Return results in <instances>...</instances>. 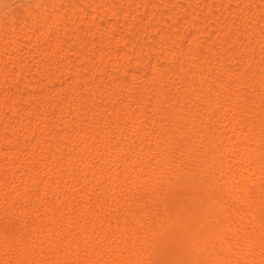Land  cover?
Here are the masks:
<instances>
[{"label": "bare ground", "instance_id": "obj_1", "mask_svg": "<svg viewBox=\"0 0 264 264\" xmlns=\"http://www.w3.org/2000/svg\"><path fill=\"white\" fill-rule=\"evenodd\" d=\"M152 1L153 0H128L127 3H129L130 7L129 8L127 7L125 10L122 11L123 0H95V1H93V0L89 1L88 0L87 4H85V3L84 4H85L87 10L89 11V13H88V11H87V13L84 11L83 15H84V18H87L88 21L91 22L90 20H92V18H94L95 16H98V15H100V17L98 16L99 18H103L102 16H104L105 18H108L110 16H115L116 11L113 10V9H115V10H117L118 17L122 21H129V20H134L137 15L142 14L146 10L147 11H149V10L153 11V10H151L152 8L163 9L167 6L166 2H163V4H161L160 6L155 7V6H152L154 4L150 5V2H152ZM180 1L187 2L186 0H180ZM222 1H224L226 4L223 7L221 12L218 11V13L220 15L226 16V17L230 16V15H240L242 17V16H245L247 14L250 6L254 2H256L257 0H208L205 7H206V9H208L212 2H222ZM124 2H126V1H124ZM193 2H196L198 4V2H201V1L200 0H193ZM258 2H261V0L260 1L258 0ZM262 2H263V4L261 3V7H263V10L261 11V13L264 11V0H262ZM167 3L170 7H172L177 2H175V1L171 2L170 1ZM201 3L204 4V2H201ZM82 4H83V1H82ZM175 7H177V5ZM23 10L26 13V15L29 17V19L27 21L24 20L22 22V24L20 25V27H16V25L14 26V24L11 22V19L9 20L8 18L6 19L7 24L2 23V21L4 22L5 19L0 21V106L1 107L4 106L5 109L10 113V115H14V114L17 115V113L19 112V110L17 111L15 109L14 103L18 99H20L22 96L20 94H18L20 90H18L17 94H10V93H9V95L2 94V90L5 89L4 87L7 86V83H13V82H15L16 84L20 83L21 86L19 84L17 86H20L19 89H21L23 84L24 85L29 84L28 80L29 79L31 80V74L32 73H36L39 76L40 73L42 74V72H45V74H44L45 75L44 79L46 81L45 83L50 84L51 81H53V79H55L57 77L56 72H55V69H56L55 63L59 62L60 60H62V62L64 60L63 63H65L66 57L69 54L70 55L73 54V52H74V49L71 48L73 46H69L68 44H66L65 40L67 42V40H69L70 38L75 37V34L77 33V30H78L76 25H74L75 22L73 20L71 21V19H69L70 15H71V17L74 16L72 14L67 15L68 16L67 18H63L60 15L54 14L49 9L44 8L43 10L39 11V15L35 16L33 11H29L26 9H23ZM76 10H78V7L75 5V6H73V8H71V13L75 12ZM207 12H208V10H207ZM250 13H253V12L251 11ZM0 14H1V8H0ZM149 14H148V16L150 18L151 17L153 18V16H154L153 12H149ZM255 14H257L256 11H255ZM255 14H254V16H255ZM188 16H190V15L188 14ZM247 16H245L244 18H246ZM261 18L262 17L260 16L259 19H261ZM259 19H257V20H259ZM243 20H245V19H243ZM223 23H225V22H223ZM228 23H227V25H224V27L222 26V24L221 25L218 24L217 27L222 26V28L225 32L228 29L230 30V28H229L230 26ZM69 24L71 26H68ZM189 24H190L189 20L184 18V17H182V20L180 22H178V25L182 26V27H184V26L188 27ZM259 24H260L259 28H255V29H252V28L247 29L246 28L247 30L243 29L244 31L242 32L243 35L250 36V39H252V41H251L252 49H253V46L256 47L258 45L261 46L264 44V17L260 20ZM88 25H90V24H88ZM146 26H147V29L146 30L143 29V30L149 31L148 33H150L151 32L150 31L151 30L150 25H146ZM249 26H250V24H249ZM89 27L92 28V30H94L93 29L94 26L91 27V25H90ZM105 27L103 29H99L97 27L99 29L98 31L100 32V35L98 34L99 32H95L99 36V38L97 37L99 39V41H97V42L100 43V46H99L100 48H98V51H97L98 53L96 55L98 57V59H97L98 61L96 63L91 64L92 66L88 65L89 67L91 66L90 70L93 73L94 72L97 73V72L102 71V69L105 67L104 65H106V66L110 65L109 67H111V63H112L111 58L112 57L114 58L116 56L114 52L113 53L115 56L112 54V50H114L118 46L124 44L123 40H125V39H122V37L120 38L118 35H115L114 32H112V30L110 28H108L110 26H108L107 28H105ZM210 28H212V27H210ZM218 28H220V27H218ZM243 28H245V27H243ZM123 29H126V31L132 30L129 27L128 28L124 27ZM74 31L76 33L73 34ZM154 31H152V32H154ZM177 31H179V30H177ZM157 32H158V30H157ZM146 33H144V34H146ZM148 33H147V36H148ZM90 34H91V29L85 28V30L81 31V33H80L82 38L80 37L81 39H79V37L76 36L75 38H77V39H76L75 43L73 40L71 42H73L75 44V47L77 46L78 48H82V49L84 48L87 53L91 50L93 51L96 46L94 47V45L92 43L93 41L89 42L91 37L89 38V40L86 41V39H88L87 36ZM216 34H217V32H216ZM91 35H93V34H91ZM189 35H192V34H189ZM162 36H163V34H162ZM227 36H229V35H227ZM167 37L170 38L169 36H167ZM60 38H61V40H60ZM209 38H210V36H209ZM231 38H232V36H231ZM231 38H229V39H231ZM72 39H74V38H72ZM217 39H218V37H217ZM159 40H160V38H159ZM169 40L167 39V42L170 45ZM184 40H186V39L184 38ZM206 40H208V39H206ZM234 40H237V39H234ZM179 41H181V40H179ZM189 41H190V39H189ZM217 41H216V43H217ZM224 41L225 40H222L221 43H223ZM158 42L159 43L155 46L157 51L162 52V54L164 53L165 56H169L170 59H176L177 56H180L182 53L183 54L185 53V56L187 55L186 54L187 50L182 51V49H180V47H178L179 45L177 46L178 47L177 51L175 50L176 52H174V50H173V52L168 53V50H170L168 48L171 47V45L167 47L168 44H166L167 43L166 41H165L166 43L164 41H161V42L158 41ZM213 42H215V41H213ZM241 42H243V41L241 40ZM64 43L66 45H68L69 47L64 49L62 47V44H64ZM179 43H181V42H179ZM245 44H247V42ZM38 45H40V46L38 47ZM218 45H220V44H218ZM240 45H241V43H240ZM150 47L152 48L154 46H150ZM173 47H174V45H173ZM245 47H247V46H245ZM213 49H210V47H209V48H206L205 50H206V52L207 51L211 52ZM249 49H251V48H249ZM150 51H151V49H150ZM152 51H153V48H152ZM157 51H156V53H157ZM243 51H245V50H243ZM76 53H78V52H76ZM232 53L230 54L231 55L230 59L233 57L236 58V56L239 55V54H237L236 51H235V53H233V54ZM83 54L81 52V54H78V56L80 55L81 60H83L85 62V60H87L89 58H86L88 56L85 57ZM202 54H203V52H202ZM241 54L243 55V53H241ZM146 55H148V54H146ZM230 55H228V56H230ZM234 55H236V56H234ZM72 56H74V55H72ZM158 56H163V55H158ZM120 57L125 58V55L120 54ZM152 57L154 58V56H152ZM182 57H183V55H182ZM80 58L78 59L79 61H80ZM146 60L148 62V59H146ZM177 60H175V61H177ZM185 60H187V59H185ZM202 60L203 59H201V61ZM204 60H205V58H204ZM131 61H134V60H131ZM172 61H174V60H172ZM66 62H68V61H66ZM88 62H91V61L89 60ZM155 62H157V61H155ZM59 63H61V62H59ZM193 63H195V62H193ZM150 64H151V68H152L151 72H150L151 76L149 78L146 77L147 80L146 79L145 80L148 81L149 84H150V82L153 83L155 85L153 87H156V89H157L159 87V84H160L159 82H161L160 81L161 75L162 76L164 75L166 80L168 79V78H166V75H168L169 69L167 70L168 72L167 71H161V70L157 69V67L159 66L160 63L157 65V67L154 63L150 62ZM200 64H202V63H200ZM210 64H212V63H210ZM221 64L220 63L218 65H217V63L215 64V66L218 67V69H217V67H216V69L219 70V79H217L218 81L216 82V86L219 88V90L216 91L217 93L214 92L213 89L211 90V88L209 86H205V87L201 86L200 87L199 80H197V79H200L198 73L196 75V74H194L195 73L194 72L193 73L194 75H193L192 73L187 72V74H189V76H190V74H191V76L193 75L195 78V81H197V83H199L198 84L199 86L197 85L199 87V89H198L199 94L197 93L199 96H197V95L196 96L198 98L199 97L201 98L200 102L204 105V107H202L200 103H199V105L202 107V109L204 111L215 110L214 112L215 113L217 112L216 114L220 115V116H218L217 120H215V121L213 120L212 122H210L212 128L215 131H217V133H216L213 130L216 133L215 134L212 132L213 134H215L214 136L208 134L212 130L211 129L209 132H207V130H208L207 126L208 125H205V128H207V130L204 129V127L203 128L201 127L202 129L198 128L200 126L197 127V125H200V120L199 119L197 120V118L202 117V115H200L201 109L200 108L198 109V106H197L198 103L195 105L194 101H187L188 103L192 102V104H194V109H191V108L188 109L187 108V111L185 109L186 112L183 111V113L184 112L185 113L182 116H181V114H179V112H178V114H174V116L180 115L181 121L177 122L175 120L177 123L171 124V134H169V137L167 139H164L167 137V135H168L167 133H166V135H164L166 137H163V135L161 134L162 138L160 137L159 133L158 134L156 133V131L158 129L162 128L159 125V122H158V125H154V127H156V128L158 127V129H156V131H155V133H156L155 136H154V133H152L153 137H151V134H150V136L148 134L149 137L146 136L147 133L144 131V129H142V127H141L142 125L138 124L135 126L136 120H137V118L136 119L134 118L135 114L132 115V117L135 120V123H132L130 127L125 126V127L119 128V126L116 124L118 122H116V121L117 120L119 121L120 118L126 119V116L129 115V112L126 113V114H128L126 116H124V114H123V113H125L124 111L126 110V105L124 104L125 102L123 101V99L126 97H130L131 94L134 93V92H132V90H134V89L132 88L133 85L131 86L130 82L127 84L124 83V85L123 84L121 85L120 83L114 82V83H111L112 88L107 89V91L109 90V92H108L109 96H107L106 98H103L100 95L102 98L98 96V98H96L95 101L91 102L89 105H88V102H90V101L88 100V102H87L88 107L86 108V110L85 111L80 110V111H83V112H81V113H83L82 114L83 116L81 117L80 116L81 114H80L79 117H81V118H79V120L76 119V122L78 121V123H76V127L74 126L75 128L74 127L70 128L68 123H67L68 127L70 128L68 130L69 132L68 131H67V133L63 132V133H65L66 137H65V139L63 137H61V138H63L65 140V141L64 140L63 141L65 142L66 147L69 150V152L66 153L65 156L63 155L64 160L60 166L58 164L57 168L56 167H54V168L52 167L51 169L49 168V170L46 172L45 171L46 169H44V168H46V166L47 167L49 166V164L46 165L48 162L47 160H50L49 158L52 159L53 157H55L56 154L59 156L60 153H56V154L54 153L53 154V152H52V154H51L50 153L51 151L50 150L48 151L47 150L48 147H47V148H44V149H46V151H48V153H46L45 156L40 157L39 156L40 152L38 153L39 155L37 154L38 156H36L34 153H33L34 155H32V153H31L32 151H28V150H30L29 147H32L34 145L27 147L28 150L25 148V150H27L28 153L23 154V156L21 155L22 153L20 154V152H19V154L22 156V159H20V162L18 161L19 163L17 162L18 163L17 165L19 166L18 168L16 167L17 169H19V171L17 173L18 175L13 176V174L11 173L12 171L9 172L10 169H8V168L5 169V167L3 168L2 167L3 165L0 166V173H1L0 179H1L2 174L7 176L8 181H7V177H6L5 183L8 184V188L10 189V187H11V189H13L14 192L17 191L15 194L12 191L13 195H11L10 194L11 191L8 192L9 189L6 190L7 191L6 194L8 193L7 194L8 199H10L11 201L13 200V198H15L14 200H16V196H18L17 195L18 193H20V198H23L25 195H26L25 197H27L28 195L26 194V191L24 189L26 188V185L29 184V182L33 183L34 178L38 179V181L36 180L37 182L34 180L36 182L35 188L37 191L39 189V191L41 193H43L42 195H44V193L46 195H48L46 192H48V193L51 192L48 190H50L54 185H57L59 183V181H61V179L66 181L64 183H67V181H69L68 187L66 185V188L69 190L68 193L70 192V194L66 195L67 193H65V196L63 195L64 197L60 198L61 201H60V199H59V201L57 200L55 203L53 201L54 205L49 204V205H53L50 207L48 206L49 208L42 206L44 208L42 209L41 216L39 218L37 217L39 220L37 219L38 220L37 223H34L36 227L35 226L32 227V228H34V231H32V234H33V232H34V236L36 234H38V236H39L38 238H40V236L47 234V232H48L47 230H50V229L55 230V228H60V227L62 228V226H63L62 220L64 218L62 220L59 219L62 222V224H60L59 220L55 216H56V213H58L60 211L61 212L62 211L64 212V210L69 211L68 210L69 207L72 206V205L70 206V204L72 202L71 197H74L73 195H75V197H74L75 200L77 199L81 203L82 206H80V208L85 207L84 210L87 209L86 206L89 203L91 204V202H98V204L99 203L102 204V202L107 201V200L110 202V204L111 203L116 204L117 207H116V205H115V207L118 209L120 206L125 207L127 202H129L128 201L129 199L126 198V195H125L126 192L123 193L125 195L124 196L120 191V189L122 190V188H119L117 185H115V182H117V181L111 182V181H108L110 179H107V181L105 182V180H104L105 183L103 185V189H102L100 194L94 193L93 192L94 189H92L94 187V185H97L96 182L98 180H101V182H102L103 178H105V176L110 171H113L112 169L114 167L119 166V168H121V170H123V175H122V177L120 176L121 178H120L118 183L124 184L126 182L127 183L130 182L131 188H133V189L134 188L136 189L138 184L141 181H144L143 179H141V177H143L142 175L144 174V177H145L148 174L147 179H146L147 181L145 180L148 184L146 183L147 186L143 192H145L146 190L148 192L155 191L153 203L157 205L156 206V208H157L156 213H155V215H152V216H154V218L152 220L150 218L151 221L150 222L148 221L149 223L144 225L142 227V229L140 231H137V232L121 230L120 232L118 231L119 232L118 234H114L115 232H112L113 228L110 230L108 229V231H107V229H106L107 227H105L106 232H104V228L99 226L101 224H99V225L98 224L92 225V223L90 224V222L95 221L97 219L96 218L97 215H99L101 213L98 211L99 209L98 210L96 209L97 212L94 210L95 208H97L98 204L94 205L92 203L95 206V208L93 207L94 208L93 209L91 207L92 209H90L88 207L89 211L86 210L87 211L86 213L88 214L87 219L84 218L85 220L90 221L89 224L91 226L88 223L86 224L84 219H83L84 221L78 220V218L76 216L77 215L76 211H75V213H73L72 210L70 211L72 213H68V212L65 213L64 212V214L68 213L69 215L75 214L76 218L73 215L74 217L72 219V216H71V218H68L66 224H70L71 222L74 223V226L77 228V230L80 232L79 234L82 236V238H80L79 240H77V238H79V237H76V240H74V237H73L72 240L68 241L63 236L64 238H62V239H64V242H62L63 240L59 241L58 239L64 233L61 235L59 234V237H56L58 234L56 235V233H55V235H54L55 237L51 236L52 237L51 239H50V237H48L46 235L45 236V237H47L46 239H49L47 241L41 242V240L39 239L40 241L37 245L32 244V243H30L32 245H26L27 243L26 244L23 242L21 243V242H19V240L14 241L15 240L14 238L12 240L11 237H8L3 233L4 235L0 236V264H28V263L31 264L32 262L27 263V261H29L30 258H32L31 261L35 260L34 262L37 261V262H39V264H264V117H262L260 120H258L257 123L255 122L256 125L251 122V118L256 117V116H254L255 114L253 113V112H255V111H253L254 110L253 108L255 107V103H252L254 105V106L252 105L253 108H252V106L247 107L244 105V103H243V100H244L243 97L244 96L240 95L239 91L236 88V85L238 83V81L236 80L237 74L235 75L234 71H231L230 68L222 66L223 64L222 65ZM246 64H247V60H246ZM65 65H67V64H65ZM113 65H115V64H113ZM206 65L207 64L205 63L204 69L205 68L208 69V65H207V67H206ZM213 65L214 64H212V67H213ZM33 66L36 69H32ZM60 66H58V67H60ZM242 66H244V65H242ZM14 67L18 68L22 72V74H20V71H19L18 73L20 75H18L16 78L12 79L13 77H11V76H13V75H11L12 74L11 68H14ZM180 67H182V66H180ZM185 67L188 68V66H185ZM125 68L126 67L124 65L123 66H120V65L117 66L118 74L124 73V70L127 69V68L126 69ZM128 68L130 69V66ZM149 68H150V66H149ZM197 68H199V67L197 66ZM49 69H51V71ZM59 69L63 70V69H61V67ZM59 69H58V71H59ZM86 69H88V68H86ZM164 69H165V67H164ZM76 70H73V71H76ZM148 70H150V69H148ZM197 70L200 71L199 69H197ZM197 70H196V72H197ZM73 71H72V75L75 77L78 70L76 71V73H73ZM88 71H89V69H88ZM185 72H186V70H185ZM241 72H243V71H241ZM245 72L246 73L243 76V78L242 79L240 78L241 83H238V84L245 85V86H254V85H258V87L260 86L259 87L260 90L262 88V91L260 93L262 96L259 94L262 97V99L260 100L261 101L260 103L264 104V95H263V92H264L263 91V88H264V72L256 73L253 70L252 71H245ZM64 73H66V72H64ZM172 73H170V74H172ZM89 74H91L90 71H89ZM130 74H131V72H130ZM138 74H137V76H138ZM57 75H59V74L57 73ZM19 76H20V78H19ZM108 76H110V74ZM120 76H122V75H120ZM178 76H177V78H178ZM41 77H42V75H41ZM88 78H90V77H88ZM169 78L173 79V77H169ZM186 78L187 79H185V80L188 82L182 81L183 83H182V85L180 84V86H181L180 88H179V86L177 87V85H176L175 86L176 88L174 87L175 91L173 88V91L178 96V98H179V96H182V95H179L180 93H183L185 91L189 92L190 89H193V88H191V84H190V81L188 79V75ZM132 79H133V75H129V81H131ZM162 79H163V77H162ZM6 80H7V82H5ZM190 80H192V79H190ZM89 81H92V80H89ZM102 81H104V80H102ZM132 81L134 82V80H132ZM142 81L143 80H141V83H142ZM223 81L224 82L225 81H230V82L235 81L236 85H234V82H232L233 85H231V86H235V88H233V87L227 88L226 86L223 85ZM236 81H237V83H236ZM179 82L180 81H178V84H179ZM93 83L96 84L95 82H93ZM135 83H136V81L134 82V84ZM157 83H159L158 86H156ZM191 83H193V81ZM72 84L74 85V83H72ZM102 84H104V83H102ZM118 84H120V85H118ZM173 84L175 85V83H173ZM161 85L162 84H160V87H161ZM8 87H10V85ZM99 87H101V86L99 85ZM149 87H150V85H149ZM172 87H173V85H172ZM237 87L240 88V86H237ZM146 88H144V89L146 90ZM165 88H166V86H165ZM14 89L17 90V88H14ZM23 90H24V88H23ZM71 90L69 89L70 92H71ZM161 90L162 89H160V88L158 89V91L156 90L155 96H153V94H152V96L155 97V99L159 98V101H160V97L164 95L163 90L162 91ZM74 91L75 90H73L72 92H74ZM77 91L78 90H76L73 94L70 93L71 96L74 95V97L72 96L73 98L71 100L69 99L71 101V104L74 103L72 101H75L77 103L78 102L77 100L83 98L82 96H80V94H81L80 91L78 93H77ZM10 92H12V91H10ZM188 92H185V93L188 94ZM192 92H193V90L190 91L191 94H189L191 96V97L189 96L191 98V100H192V98L196 97L195 95H192ZM6 93H7V91H6ZM55 93H57V92H55ZM64 93H65V91H64ZM49 95H51V94H49ZM137 95H139L137 97H140V99H142V97H144L146 94L144 95V92L142 90H140L137 92ZM165 96H167L166 93H165ZM170 96H172V95H170ZM46 97H48V96H46ZM94 97H96V96H94ZM163 97H161V99H163ZM198 98H197V101L199 100ZM260 98H258V99H260ZM51 99H53V98H51ZM51 99H47L44 101V105L46 107L54 106V108L55 107L57 108L58 105L59 106L61 105L60 104L61 102L63 103V101H61V102L59 101V104L57 106H55L57 103H53V100H51ZM151 99L153 100V98H151ZM182 99H185V98H182ZM22 101H25V100L22 99ZM159 101H157V102H159ZM246 101L248 102V99ZM142 102H143V100H142ZM251 102H252V100H251ZM154 103H155V101H154ZM195 103H196V100H195ZM240 103H243V104L240 105ZM64 104L66 105V102H64ZM69 104H67V105H69ZM42 105H43V103H42ZM67 105L65 107H67ZM140 106H141V104H140ZM169 106H170V104H169ZM262 106L264 107V105H262ZM150 107H152V106H150ZM39 108H37V107L36 108H30V110H27L28 111L27 113H30V115L31 114L36 115L38 112H40L42 107H39ZM61 108H62V106H61ZM134 108H135V106H134ZM157 108H159V107L157 106ZM157 108L156 109L154 108V109L157 110ZM161 108H162V111L168 112L166 109L164 110L165 107L164 108L161 107ZM179 108H182V107L180 106ZM21 109H22V107H21ZM52 109H53V107H52ZM263 109H261V110H263ZM58 110H60V109H58ZM255 110H256V108H255ZM22 111H23V109H22ZM47 111H46V113H47ZM143 111H144V106L143 107L141 106L138 108L137 114L140 115L143 113ZM1 112H4V111H1ZM152 112H154V110ZM160 112H161V110H159L158 113H160ZM4 113L2 115H0V121L1 122L4 121V124H5V122L7 120H9L10 118L7 117L8 115L5 116ZM57 113H58V111H57ZM77 113L79 114V112H77ZM135 113H136V111H135ZM155 113H157V111ZM161 113L162 114H160V115L162 117L164 112H161ZM59 114H60V112H59ZM78 114H77V116H78ZM164 114L166 116V113H164ZM261 114H262V111H261ZM102 115H104V116L106 115V120L104 122H102L101 125H98L100 127L98 130H97L98 127L96 128V130H97L96 135L95 134H94L95 136L90 135L91 137H89V135H88L89 138L87 139L86 138L87 137L86 132L91 130V128L94 125H96V123L98 122V117L102 116ZM210 116H211V114H210ZM59 117H62V116L59 115L58 118ZM136 117H137V115H136ZM176 117H174V118L176 119ZM12 118H13V116H12ZM75 118H77L76 115H75ZM133 118H131V119L133 120ZM142 118H143V116H142ZM150 118H152V117H150ZM17 119H18V117H17ZM139 119L141 120V118H139ZM167 119H169V117ZM43 120H44V118H43ZM134 120H133V122H134ZM60 121L62 122V119H60ZM100 121H102V120H100ZM202 121H204V120H202ZM45 122H46V120H45ZM45 122L42 121L39 123H37V122L30 123L29 125L28 124L24 125V127H22V128L24 129V131L28 132V134L34 133L36 131L38 133L39 131H41V129H42L41 127L47 126L46 125L47 123L45 124ZM196 122H198L199 124H196ZM207 122H209V121H207ZM207 122H206V124H207ZM138 123H140V122L138 121ZM147 123L149 124V122H147ZM73 124H75V122H73ZM154 124H156V122ZM7 125H8V123H7ZM43 125H45V126H43ZM152 125H153V122H152ZM152 125L150 123L149 126H152ZM202 125H204V124L202 123ZM168 127H169V125H168ZM163 128H165V126ZM169 129H170V127H169ZM225 129L226 130L227 129H234V130L241 129L238 132H236L237 133L236 136L238 137V138L237 137L236 138L240 141V143L238 144V146L236 144L237 147H235L234 153L232 154V156H233L232 162L236 165V168L234 167L236 170L233 169V170H235L234 172H229V170L227 171L224 167H222L220 165L221 162L219 164V162L217 160L218 154H219V151H217L218 148H216L215 145H213V143L211 141L212 138H214L216 140V142L218 140H220L222 138V133H223V132L221 133V130L224 131ZM92 130H94V128ZM96 130H94V131H96ZM165 130H167V128ZM153 131H154V129H153ZM159 132H160V130H159ZM162 132H164V131H162ZM224 132H226V131H224ZM40 133L42 134V131ZM89 134H91V133H89ZM0 137H2V136H0ZM46 138H47L46 134L45 135L44 134L38 135L36 137L34 142L36 145H38L37 147L39 149H42V147L46 145V143H47ZM1 139L3 140V144L5 143L4 144L5 147L3 146L4 148L0 149V160L2 161V160H4L5 157L10 156L11 154L13 156L16 153L10 152L11 150H8L9 148H6L7 146L10 145L11 141L12 142H15V141H13L11 138H9L11 141L8 139L4 140V138H1ZM222 141H223V138H222ZM21 142H22V140H21ZM25 143H24V146L29 145L28 142H27L28 145ZM220 143H221V145L223 144V142H220ZM21 145H23V144H20V147H21ZM60 145H62V144H60ZM124 145H127V147L123 149L122 146H124ZM218 145H219V143H218ZM64 146L62 148H64ZM9 147H11V145ZM59 148H58V150H59ZM226 148H227V146H226ZM230 148H231V146H230ZM22 149H23V152H25L23 147H22ZM53 149L51 146V150H53ZM231 149L233 151V148H231ZM61 150L62 149H60L58 152H61ZM65 150H66V148H65ZM224 150L225 149H223V151ZM41 151H42V153L44 152L43 150H41ZM54 151H56V150H54ZM232 151L231 152L228 151V152H230L228 154L229 157H230V154L232 153ZM224 152H226V151H224ZM63 154H64V152H63ZM222 154L223 153H220L221 157H222ZM14 158H15V156H14ZM59 158H61V157H59ZM222 158L224 160V158H226V156L222 157ZM227 159H229V158L227 157ZM231 159H232V157H231ZM29 160L31 161L30 162L31 165L34 163L38 164L37 166L40 165L39 168H37L39 170L41 169V166H42L44 169L43 170L44 172L40 170V173H39V170H38V171L33 172V174L31 173V175H29L28 174L29 170L27 168L26 172L28 170V173L26 174L24 172V169H25L26 165H28L27 162ZM147 160H149V162H150V160L155 162V164H154L151 161V163H153L152 167L153 166L155 167V168L153 167L154 169L152 168L153 170L151 172H149V171L147 172L145 170L144 164L145 165L147 164V162H148ZM90 161H92V163L94 161H96V162H94L95 163L94 164L95 169L94 168L91 169V166L89 165ZM222 163H224V162H222ZM6 164H8V163L6 162ZM225 165H227V164H225ZM9 168H11V166ZM34 170H35V167H34ZM115 171L116 170L114 169L112 174H114ZM45 172L48 174V175H46L47 178L44 176L46 174ZM120 173H121V171H120ZM112 174L110 173V175H112ZM43 176L45 178H43ZM86 176L89 178L87 180H89L90 186H89V188H87V190L83 191V189H85V188H83V189L80 188L83 186L82 185L83 182L80 181L81 184L79 182V184H80V187H79L78 181L76 182V180L78 178V180H82V181L84 180L87 182V180L84 178ZM102 176H104V177H102ZM108 176H109V174H108ZM111 177H112V179L114 178L113 175ZM74 178H75V180H73ZM3 179H5V178H3ZM244 180H247V182L249 181L250 183L251 182L253 183L254 190L256 193V197L253 201H251L249 199L248 192L245 189V186H243L242 181H244ZM5 183L3 181H2V183L0 182V195L1 196H2V194H4L2 191L3 190L5 191V189H6V188L3 189L2 184H4L5 187L7 186V185H5ZM118 183H116V184H118ZM141 183H143V182H141ZM32 185L34 186V183ZM29 187L31 188V186H29ZM144 187H145V185H144ZM79 188H80V191H79ZM131 188L129 191H132ZM33 189H34V187H33ZM53 189L54 188H52V190ZM36 190H34L35 194L38 195V192L36 193ZM133 191L135 192V190H133ZM40 192H39V194H40ZM33 195H34V192H33L32 196ZM49 195H50V193H49ZM7 196H6V198H7ZM31 197L29 196L26 200H28L29 198L32 200ZM10 200H9V202H10ZM77 200H76V202H77ZM12 202H14V201H12ZM17 202L18 201H16L15 203L17 204ZM20 202L23 203V201H20ZM15 203L13 205V203L11 204V202H10L9 205L15 206ZM18 205H19V203H18ZM40 207L38 209L41 211ZM36 209H37V207H36ZM27 210H29V209H27ZM26 212L27 211L25 210V212L23 214L24 215L27 214ZM62 213L59 215H62ZM20 214H22V213H20ZM23 214H22V216H23ZM139 214L141 215L142 213H139ZM22 216H21V219H22ZM108 217H109V215H108ZM110 217H112V216H110ZM99 219H100V217H99ZM95 223H99L98 219H97V222H95ZM88 225L90 226V228L88 227L89 229L86 228ZM69 226H67V229ZM66 230H64V232ZM113 231H115V230H113ZM57 232H58V230H57ZM61 232L62 231H60V229H59L58 233H61ZM71 232H72V230H71ZM66 233H67V231H66ZM69 234L70 233H68V235ZM66 235L67 234H65V236ZM45 237L44 236L42 237L43 240ZM71 237H72V234L69 238H71ZM101 237L105 238L106 240L105 241L102 240ZM28 238H30V236ZM30 241H32V240H30ZM60 242H62V243H60ZM42 250H44V251L42 252ZM75 253L80 255V258L78 259V257H77L78 260L76 259L77 262H74L75 258L70 259V258L75 256ZM71 254H73L74 256L71 257ZM36 264H38V263H36Z\"/></svg>", "mask_w": 264, "mask_h": 264}, {"label": "rangeland", "instance_id": "obj_2", "mask_svg": "<svg viewBox=\"0 0 264 264\" xmlns=\"http://www.w3.org/2000/svg\"><path fill=\"white\" fill-rule=\"evenodd\" d=\"M82 1H83V4H82ZM86 0H1L0 1V8H1V14H0V21H2V20H4L5 19V21L3 22L2 21V23H6V19L8 18L9 20L11 19V22L14 24V26L16 25V27H20V25L22 24V22L25 20V21H27L28 19H29V17L26 15V13L24 12V10L23 9H26V10H29V11H33L34 12V14H35V16H37V15H39V11H41V10H43L44 8H47V9H49L50 11H52L54 14H57V15H60V16H62L63 18H67L68 16L67 15H69V14H72V15H74V16H72L71 17V15L69 16L70 18L69 19H71V21L73 20L74 22H75V24L74 25H76V27H77V33L74 31L73 32V34L74 33H76L75 34V37L76 36H78L79 37V39H81L82 38V36L80 35V33H81V31H83V30H85V28L86 29H91V34H93V35H88L87 36V38L88 39H86V41L87 40H89V38H90V40H89V42H92L93 43V45H94V47H95V49L92 51H89L88 53L86 52V50L83 48H78L77 46L75 47V41H76V39L77 38H75V37H72V38H74V39H72V38H70L69 40H67V42H66V40H65V43L66 44H68L69 46H73V47H71L72 49H74V52H73V54H69L67 57H66V59H65V63H63L64 62V60H63V62H62V60H60L59 62H61V63H59V62H57V63H55L56 64V66H55V72H56V76L58 77H56L55 79H53V81H51V83L49 84V83H45L46 81H45V79H44V74H45V72H42V77H41V75L39 74V76L36 74V73H32L31 74V80L29 81L28 80V83L29 84H26V85H22V88L21 89H19V87L21 86L20 85V83H15V82H13V83H7V86H5L3 89L4 90H2V94H7V95H9V93L10 94H17L18 93V90H20L19 91V93L18 94H20L22 97L20 98V99H18L15 103H14V106H15V109L18 111L19 110V112L17 113V115H10V113L5 109V107L4 106H0V115H2L4 112V115L5 116H7L8 118H12V116H13V118L10 120H7L6 122H5V124H4V121H0V136H2V137H0V149H3L4 147H5V143L3 144V140L1 139V138H4V140L5 139H8V140H10L9 138H11L13 141H15V142H12L11 140V143H10V145H11V147H9V146H7L6 148H9L8 150H11L10 152H15L14 154L15 155H13L12 156V154L10 155V156H8V157H5L4 158V160H0V166H2L3 168L5 167V169H10V171L9 172H11L12 174H13V176H16V175H18L17 173H18V171H19V169H17L19 166L17 165L19 162H20V159H22V156H23V154H26V153H28V151H32L31 153H32V155H36V156H38L39 154V152H40V157L42 156H45L46 155V153H48V151L50 150L51 152V154H52V152H53V154L55 153H60V155L58 156L57 154L55 155V157H53L52 159L51 158H49L50 160H47L48 162H47V164L46 165H48L49 164V166L47 167L46 166V168H44V169H46L45 171L47 172L48 170H49V168L51 169L52 167L54 168V167H58V164H59V166L63 163V160H64V156L66 155V153H68L69 152V150L67 149V147H66V144H65V137H66V135H65V133H67V131L72 127H76V123H78V121L76 122V119L77 120H79V118H81L83 115V113H81V112H83V111H85L86 110V108L88 107L87 106V102H88V100L90 101V102H88V105L91 103V102H93V101H95V99L96 98H98V96L99 97H103V98H106L107 96H109L108 94V92H109V90L107 91V89H109V88H112L111 87V83H120L121 85L123 84L124 85V83L125 84H127V83H131V86H132V88L134 89V90H132V92H134V93H132L131 94V96L130 97H126V98H124L123 99V101L125 102L124 104L126 105V110L124 111L125 113H123L124 114V116H126V115H128V114H126V113H128L129 112V115L128 116H126V119H122V118H120L119 119V121L117 120L116 122H118V123H116L118 126H119V128H121V127H130L131 126V124L132 123H135V120H134V118L136 119L137 118V120H136V124H135V126L136 125H138V124H140V125H142L141 127H142V129H144V131L147 133V135L146 136H148V134H149V136H150V134H151V137H153V135H152V133H154V136H155V134L157 133H159L160 134V137H161V134L163 135V137H166V136H164V135H166V133L168 134L167 135V137L166 138H164V139H167L168 137H169V134H171V124H173V123H177V122H180L181 121V117H180V115L178 116V115H176V116H174V114H178V112H179V114H181V116L182 115H184V113L187 111V108L189 109V108H191V109H194V104L196 105L197 103H198V109L200 108L201 109V112H200V115H202V117H199V118H197V120L199 119L200 120V125H197V127L198 126H200V127H198V128H203L204 127V129H206L207 130V128H205V125H208L207 127H208V130H207V132H209L211 129V131L208 133L209 135H215L216 133H217V131H215L213 128H212V126H211V124H210V122H212L213 120L215 121V120H217V118H218V116H220L219 114H216L214 111L215 110H207V111H204L203 109H202V107H204V105L200 102V97L198 98L197 96H199L198 94H199V83H200V87L201 86H209L210 88H211V90L213 89V91L214 92H216V91H218L219 90V88L216 86V82L218 81L217 79H219V70H217L218 69V67L217 66H215V64L217 63V65L220 63H222L221 65L222 66H225V67H227V68H230L231 69V71H234L233 73L236 75L237 74V76H236V80L238 81V83H241L240 82V80L243 78V76L245 75V71H255L256 73H259V72H264V44L263 45H261V46H256V47H254L253 46V49H252V45H251V41H252V39H250V36H246V35H243V31L244 30H247V29H249V28H252V29H255V28H259L260 27V20L264 17V11L261 13V11L263 10V7H261V3L263 4V2H262V0H261V2H258V0L256 1V2H254L251 6H250V8H249V11L251 12H253V13H250L249 11L247 12V14L245 15V16H247L246 18H244L245 16H240V15H230V16H222V15H220L219 13H218V11H222V9H223V7L225 6V2L224 1H222V2H212L211 4H210V7L208 8V9H206V7H205V5L207 4V2H208V0H200L201 2H204V4H202L201 2H198V4L196 3V2H193V0H186L187 2H182V1H180V0H170L171 2H177V3H175V5L174 6H172V7H170L169 5H168V3L167 2H170L169 0H153L152 2H150V5H152V4H154V5H152V6H160L161 4H163V2H166V7L165 8H163V9H155V8H152L151 10H153V11H144L142 14H140V15H137L136 16V18L134 19V20H129V21H122L119 17H118V13H117V10H115V9H113L114 11H116V13H115V16H110V17H108V18H105L104 16H102L103 18H99L100 17V15H98V16H95L94 18H92V20H90L91 22H89L88 21V19L87 18H84V11L87 13V8H86V6H85V4H87V2H88V0L85 2ZM89 1H92V0H89ZM93 1H95V0H93ZM124 1H126V2H124ZM260 1V0H259ZM128 2V0H123V8H122V11L123 10H125L127 7L129 8L130 7V5H129V3H127ZM85 3V4H84ZM77 6L78 7V10H76L75 12H73V13H71V8H73V6ZM177 5V7H175ZM132 6V5H131ZM262 8V9H261ZM178 9V10H177ZM207 10H208V12H207ZM255 11H256V13L258 14H255ZM258 11V12H257ZM260 11V12H259ZM149 12H153V14H154V16H153V18L151 17H149L148 16V14H149ZM210 12V13H209ZM88 13H89V11H88ZM19 14V15H18ZM188 14L190 15V16H188ZM252 14V15H251ZM254 14H255V16H254ZM260 14V15H259ZM150 15V14H149ZM257 16V17H256ZM260 16L262 17L261 19H259L260 18ZM182 17H184V18H186V19H188L189 20V22H190V24H189V26L188 27H186V26H184V27H182V26H179L178 25V22H180L181 20H182ZM257 19H259V20H257ZM259 17V18H258ZM13 18V19H12ZM156 18V19H155ZM159 18V19H158ZM245 19V20H243V19ZM250 19V20H249ZM17 21V22H16ZM231 21V22H230ZM256 23H255V22ZM15 22V23H14ZM223 22H225V23H223ZM229 24V28H230V30L228 29V30H226L225 32H224V30H223V28H222V26L224 27V25H227V23ZM254 22V23H253ZM7 24V23H6ZM88 24H90L91 25V27H93L94 26V30H92V28H90L89 26L90 25H88ZM218 24H222V26H218V27H220V28H218L217 27V25ZM234 24V25H233ZM249 24H250V26H249ZM259 24V25H258ZM123 25V26H122ZM146 25H150V27H151V32L150 33H148L149 31H145L146 29H147V26ZM209 25V26H208ZM238 25V26H237ZM241 25V26H240ZM243 25V26H242ZM68 26H71L70 24L68 25ZM99 28V29H103L105 26V28H107L108 26H110V27H108V28H110L111 30H112V32H114V34L115 35H118L120 38L122 37V39H125V40H123L124 41V44L123 45H120V46H118L116 49H114V50H112V54L114 55V53H115V57L113 58H111V61H112V63L113 64H115V65H113L112 63H111V67H109L108 65L106 66V65H104L105 67L102 69V71H100V72H91V70H90V68H91V64H93V63H96L98 60V57L96 56L97 55V51H98V48H100L99 46H100V43L99 42H97V41H99V36H98V34L100 35V32L98 31L99 29L97 28V27ZM101 28H100V27ZM104 26V27H103ZM146 26V27H145ZM249 26V27H248ZM256 26V27H255ZM79 27V28H78ZM88 27V28H87ZM130 28V29H132V30H130V31H126V29H123V28ZM174 27V28H173ZM210 27H212V28H210ZM243 27H245V28H243ZM188 28V29H187ZM247 28V29H246ZM97 29V30H96ZM121 29V30H120ZM143 29H145V30H143ZM155 31H154V30ZM163 31H162V30ZM181 29V30H180ZM211 29V30H210ZM244 29V30H243ZM81 30V31H80ZM157 30H158V32H157ZM177 30H179V31H177ZM232 30V31H231ZM152 31H154V32H152ZM160 31V32H159ZM211 31V32H210ZM95 32H99L98 34L97 33H95ZM148 33V36H147V33ZM162 32V33H161ZM216 32H217V34H216ZM224 32V33H223ZM237 32V33H236ZM239 32V33H238ZM117 33V34H116ZM144 33H146V34H144ZM208 33V34H207ZM215 33V34H214ZM233 33V34H232ZM235 33V34H234ZM162 34H163V36H162ZM171 34V35H170ZM189 34H192V35H189ZM222 34V35H221ZM224 34V35H223ZM166 35V36H165ZM188 35V36H187ZM227 35H229V36H227ZM167 36H169L170 38H168ZM191 36V37H190ZM193 36V37H192ZM209 36H210V38H209ZM231 36H232V38H231ZM81 37V38H80ZM98 37V38H97ZM217 37H218V39H217ZM237 37V38H236ZM86 38V37H85ZM159 38H160V40H159ZM165 40H164V39ZM184 38L186 39V40H184ZM192 38V39H191ZM221 38V39H220ZM225 38V39H224ZM229 38H231V39H229ZM167 39L169 40V42H170V45H171V47H169L168 49H170V50H168V53H171V52H173V50H174V52H176L177 51V49H178V47H180V49H182V51H184V50H187L186 51V54L188 55H186L185 56V53L183 54H181L180 56H177V58L176 59H170V57L169 56H165L164 55V53L162 54V52H159V51H157V49L155 48V46L159 43L158 41H166L167 42ZM173 39V40H172ZM189 39H190V41H189ZM194 39V40H193ZM206 39H208V40H206ZM213 39V40H212ZM218 41H217V40ZM234 39H237V40H234ZM60 40H61V38H60ZM74 41V43L73 42H71V41ZM179 40H181V41H179ZM192 40V41H191ZM212 40V41H211ZM222 40H225L223 43H221L222 42ZM232 40V41H231ZM241 40L243 41V42H241ZM248 40V41H247ZM156 41V42H155ZM172 41V42H171ZM189 41V42H188ZM197 43H196V42ZM206 41V42H205ZM208 41V42H207ZM213 41H215V42H213ZM216 41H217V43H216ZM229 41V42H228ZM155 42V43H154ZM165 42V43H166ZM177 42V43H176ZM179 42H181V43H179ZM232 42V43H231ZM247 42V44H245ZM62 44V47L65 49V48H67V47H69L68 45H66V44ZM71 43V44H70ZM74 45H73V44ZM191 43V44H190ZM196 43V44H195ZM226 43V44H225ZM240 43H241V45H240ZM99 44V45H98ZM166 44H168L167 45V47L168 46H170L169 45V43L167 42ZM209 44V45H208ZM212 44V45H211ZM218 44H220V45H218ZM225 44V45H224ZM64 45V46H63ZM173 45H174V47H173ZM179 45V46H178ZM223 45V46H222ZM228 45V46H227ZM249 45V46H248ZM40 45H38V47H39ZM66 46V47H65ZM98 46V47H97ZM150 46H154V47H152L153 48V51H152V48L150 47ZM178 46V47H177ZM185 46V47H184ZM207 46V47H206ZM213 46V47H212ZM217 46V47H216ZM235 46V47H234ZM241 46V47H240ZM245 46H247V47H245ZM177 47V48H176ZM210 47V49H213L211 52H206V48H209ZM234 47V48H233ZM151 49V51H150V49ZM184 48V49H183ZM192 48V49H191ZM238 48V49H237ZM246 48V49H245ZM249 48H251V49H249ZM79 49V50H78ZM146 49V50H145ZM157 51V53H156V51ZM191 49V50H190ZM222 49V50H221ZM241 49V50H240ZM78 50V51H77ZM139 50V51H138ZM176 50V51H175ZM238 50V51H237ZM243 50H245V51H243ZM251 50V51H250ZM146 51V52H145ZM170 51V52H169ZM215 53H214V52ZM235 51L237 52V54H239L238 56H236V55H234V56H236V58H231L230 59V57H231V53L233 52V53H235ZM76 52H78V53H76ZM81 52H82V54L86 57V56H88V57H86V58H89V59H87L88 61L90 60L91 62H88L87 60H85V62L83 61V60H81V58H80V55L78 56V54H81ZM96 52V53H95ZM114 52V53H113ZM141 52V53H140ZM154 52V53H153ZM193 52V53H192ZM202 52H203V54H202ZM207 54H206V53ZM243 53V55L245 56H243L241 53ZM246 52V53H245ZM76 53V54H75ZM192 53V54H191ZM232 53V54H233ZM245 53V54H244ZM120 54H123V55H125V58H122V57H120ZM146 54H148V55H146ZM163 55V56H158V55ZM190 54V55H189ZM200 56H199V55ZM206 54V55H205ZM241 54V55H240ZM72 55H74V56H72ZM182 55H183V57H182ZM195 57H194V56ZM202 55V56H201ZM211 55V56H210ZM228 55H230V56H228ZM249 57H248V56ZM76 56V57H75ZM150 58H149V57ZM152 56H154V58L152 57ZM207 58H206V57ZM247 56V57H246ZM80 58V61L78 60L79 58ZM186 57V58H185ZM203 57V58H202ZM76 58V59H75ZM168 58V59H167ZM204 58H205V60H204ZM211 58V59H210ZM144 59V60H143ZM146 59H148V62H147V60ZM179 61H178V60ZM185 59H187V60H185ZM201 59H203L202 61H201ZM242 59V60H241ZM78 60V61H77ZM131 60H134V61H131ZM142 60V61H141ZM154 60V61H153ZM172 60H174V61H172ZM175 60H177V61H175ZM207 60V61H206ZM246 60H247V64H246ZM66 61H68V62H66ZM76 61V62H75ZM144 61V62H143ZM153 61V62H152ZM155 61H157V62H155ZM199 61V62H198ZM201 61V62H200ZM206 61V62H205ZM209 61V62H208ZM211 61V62H210ZM216 61V62H215ZM249 61V62H248ZM115 62V63H114ZM150 62L151 63H154L155 65H156V67H157V65L159 64V66L157 67V69L158 70H161V71H167L168 69V75H166V78H168L167 80L165 79V76L163 75H161V82H159L160 84H162L161 85V87H160V84L159 83H157L156 84V86H158V84H159V87L156 89V87H153V86H155L153 83H151L150 82V84H149V82L148 81H146L147 80V78L146 77H150L151 76V64H150ZM180 64H179V63ZM193 62H195V63H193ZM215 62V63H214ZM219 62V63H218ZM31 63V62H30ZM193 63V64H192ZM200 63H202V64H200ZM207 64L208 65V69L207 68H205L204 69V64ZM210 63H212V64H214L213 65V67H212V64H210ZM242 63V64H241ZM245 63V64H244ZM65 64H67V65H65ZM150 64V65H149ZM184 64V65H183ZM61 65V66H60ZM88 65H91L90 67L88 66ZM125 66L126 68V70H124V73H122V74H118V70H117V66ZM147 65V66H146ZM153 65V64H152ZM163 67H162V66ZM207 65H206V67H207ZM242 65H244V66H242ZM58 66H60L61 67V69H63V70H60L59 68L60 67H58ZM74 66V67H73ZM130 66V69L128 68ZM149 66H150V68H149ZM180 66H182V67H180ZM185 66H188V68L187 67H185ZM197 66L199 67V68H197ZM164 67H165V69H164ZM216 67H217V69H216ZM16 67H14V68H11L12 69V71H11V75H13V76H11V77H13L12 79H14V78H16L18 75H20V74H22V72L18 69V68H16ZM59 69V71H58V69ZM86 68H88L89 69V71H90V73L91 74H89V71H88V69H86ZM179 68V69H178ZM187 68V69H186ZM244 68V69H243ZM32 69H36V68H34V66H33V68ZM65 69V70H64ZM79 71H77V70ZM148 69H150V70H148ZM163 69V70H162ZM178 69V70H177ZM197 69H199L200 71H198ZM248 69V70H247ZM18 70V71H17ZM50 71H51V69H49ZM73 70H76L77 71V73H76V71H73ZM133 70V71H132ZM183 70V71H182ZM185 70H186V72H185ZM196 70H197V72H196ZM20 71V74L18 73ZM66 72V73H64V72ZM69 73H68V72ZM72 71H73V73H76V76L74 77L73 75H72ZM104 71V72H103ZM131 72V74H130V72ZM142 71V72H141ZM173 73H172V72ZM176 71V72H175ZM193 71V72H192ZM241 71H243V72H241ZM133 72V73H132ZM149 72V73H148ZM179 72V73H178ZM184 72V73H183ZM187 72L188 73H194V74H196L197 75V73H198V75H199V77H200V79H197V80H199V83H197V81H195V78H194V74L191 76V74H190V76L192 77H190L189 76V74H187ZM57 73L59 74V75H57ZM68 73V74H67ZM79 73V74H78ZM107 73V74H106ZM110 74V76H108L109 74ZM139 73V74H138ZM170 73H172V74H170ZM188 75V79H189V81H190V84H191V88H193V89H190V91H192L193 90V92L195 93H193L192 92V95H197L195 98H192V100H191V96L189 95V94H191L190 93V91L188 92V91H185V92H188V94L187 93H185V92H183V93H180L179 95H182V96H179V98H178V96L174 93V91H175V86L177 85V87L179 86V88L181 87L180 86V84L182 85V83L184 82V81H186L185 79H187L186 77H187V75ZM125 76H124V75ZM137 74H138V76H137ZM149 74V75H148ZM180 74V75H179ZM69 75V76H68ZM71 75V76H70ZM75 75V74H74ZM79 75V76H78ZM89 75V76H88ZM120 75H122V76H120ZM129 75H133V79L132 80H134V82L136 81V83L134 84V82L131 80V81H129ZM179 75V76H178ZM78 76V77H77ZM101 76V77H100ZM128 76V77H127ZM177 76H178V78H177ZM241 76V77H240ZM73 77V78H72ZM88 77H90V78H88ZM104 77V78H103ZM118 77V78H117ZM144 77V78H143ZM162 77H163V79H162ZM169 77H173V79H171V78H169ZM184 77V78H183ZM19 78H20V76H19ZM70 78V79H69ZM101 80H100V79ZM125 78V79H124ZM175 78V79H174ZM238 78V79H237ZM241 78V79H240ZM44 79V80H43ZM121 79V80H120ZM138 79V80H137ZM146 79V80H145ZM190 79H192V80H190ZM39 80V81H38ZM74 80V81H73ZM76 80V81H75ZM89 80H92V81H89ZM102 80H104V81H102ZM108 80V81H107ZM115 80V81H114ZM128 80V81H127ZM141 80H143L142 81V83H141ZM172 82H171V81ZM180 81L179 82V84H178V81ZM72 81V82H71ZM102 83H104V84H102ZM118 81V82H117ZM167 83H166V82ZM183 81V82H182ZM193 81V83H191ZM237 81H236V83H237ZM5 82H7V80L5 81ZM21 82V81H20ZM33 82V83H32ZM40 82V83H39ZM42 82V83H41ZM93 82H95L96 84H94ZM100 82V83H99ZM110 82V83H109ZM138 82V83H137ZM171 82V83H170ZM186 82H188V81H186ZM232 82H234V85H236L235 84V81H232ZM232 82H230V81H223V85L224 86H226L227 88H235V86H231V85H233V83ZM44 83V84H43ZM72 83H74V85L72 84ZM77 85H76V84ZM93 83V84H92ZM106 83V84H105ZM165 83V84H164ZM173 83H175V85L173 84ZM195 83V84H194ZM237 83V85H236V88H237V90L239 91V94L240 95H243L242 97L244 98V100H243V103H244V105L245 106H247V107H251L253 104L252 103H255V107L253 108V106H252V108L254 109H252L253 111H255V112H253L255 115L254 116H256L255 118L254 117H252L251 118V122L253 123V124H255L256 125V123L258 122V120H260L262 117H264V107L262 106V105H264V104H261L260 102V100L262 99V95L260 94L261 93V91H262V88H261V90H260V86L258 87V85H254V86H245V85H240V84H238ZM20 85V86H17V85ZM101 86V87H99V85ZM120 84H118V85H120ZM143 84V85H142ZM167 84V85H166ZM170 84V85H169ZM10 85V87H8ZM73 85V86H72ZM91 85V86H90ZM93 85V86H92ZM106 85V86H105ZM113 85V84H112ZM149 85H150V87H149ZM172 85H173V87H172ZM198 85V86H197ZM230 85V86H229ZM27 86V87H26ZM32 86V87H31ZM37 86V87H36ZM105 86V87H104ZM108 86V87H107ZM165 86H166V88H165ZM196 86V87H195ZM237 86H240V88L239 87H237ZM17 88V90L16 89H14V88ZM30 87V88H29ZM61 87V88H60ZM72 87V88H71ZM74 87V88H73ZM94 87V88H93ZM104 87V88H103ZM147 87V88H146ZM169 87V88H168ZM175 87V88H174ZM208 87V88H209ZM23 88H24V90H23ZM37 88V89H36ZM43 88V89H42ZM68 88V89H67ZM96 88V89H95ZM144 88H146V90L144 89ZM162 89L163 90V96H161V97H163V99H161V97H160V101H159V98L158 99H155V97H153V96H155L156 95V90L158 91V89ZM173 88H174V91H173ZM209 88V89H210ZM239 88V89H238ZM55 89V90H54ZM59 89V90H58ZM69 89L71 90V92L69 91ZM98 89V90H97ZM103 89V90H102ZM106 89V90H105ZM151 89V90H150ZM166 89V90H165ZM73 90H78L77 91V93L80 91V93L82 94H80V96H82L83 98H81V99H79V100H77L78 102L76 103L75 101H72V102H74V103H72L71 104V99L74 97V95H70V93H74V92H72ZM102 90V91H101ZM105 90V91H104ZM140 90H142L143 92H144V97H142V99H140V97H137V96H139V95H137V92L138 91H140ZM161 90V91H162ZM165 90V91H164ZM168 90V91H167ZM197 90V91H196ZM6 91H7V93H6ZM10 91H12V92H10ZM25 91V92H24ZM39 91V92H38ZM64 91H65V93H64ZM99 93H98V92ZM107 91V92H106ZM160 91V92H161ZM263 91H264V88H263ZM55 92H57V93H55ZM136 92V93H135ZM168 92V93H167ZM26 93V94H25ZM46 93V94H45ZM104 93V94H103ZM149 93V94H148ZM165 93H166V95L167 96H165ZM170 93V94H169ZM198 93V94H197ZM217 93V92H216ZM49 94H51V95H49ZM99 94V95H98ZM103 94V95H102ZM107 94V95H106ZM135 94V95H134ZM152 94H153V96H152ZM169 94V95H168ZM175 94V95H174ZM261 96H260V95ZM25 95V96H24ZM27 95V96H26ZM48 96V97H46V96ZM55 95V96H54ZM67 95V96H66ZM69 95V96H68ZM96 96V97H94V96ZM101 95V96H100ZM106 95V96H105ZM170 95H172V96H170ZM263 95H264V92H263ZM45 98H44V97ZM71 96V97H70ZM105 96V97H104ZM169 96V97H168ZM190 96V97H189ZM25 97V98H24ZM53 98V99H51V98ZM101 97V98H102ZM150 97V98H149ZM185 98V99H182V98ZM254 97V98H253ZM261 97V98H260ZM151 98H153V100L151 99ZM197 98L199 99L198 101H197ZM257 98V99H256ZM258 98H260V99H258ZM22 99L23 100H25V101H22ZM47 99H51V100H53V103H57L55 106H57L58 104H59V101L61 102V101H63V103L61 102L60 104V108L57 106V108L58 109H60V110H58L56 107L54 108V106H51V107H46L45 105H44V101L45 100H47ZM70 99V100H69ZM179 99V100H178ZM187 99V100H186ZM196 100V103H195V100ZM248 99V102L246 101V100ZM255 99V100H254ZM42 100V101H41ZM142 100H143V102H142ZM251 100H252V102H251ZM41 101V102H40ZM55 101V102H54ZM70 103H68V102ZM136 101V102H135ZM154 101H155V103H154ZM157 101H159V102H157ZM165 101V102H164ZM181 101V102H180ZM187 101H194V104H192V102H187ZM245 101V102H244ZM255 101V102H254ZM64 102H66V105L67 104H69V105H67V107H65L66 105L64 104ZM138 102V103H137ZM149 102V103H148ZM168 104H167V103ZM180 102V103H179ZM183 102V103H182ZM241 102V101H240ZM42 103H43V105H42ZM152 103V104H151ZM154 103V104H153ZM157 103V104H156ZM166 103V104H165ZM178 103V104H177ZM187 105H186V104ZM199 103L201 104V106L199 105ZM243 103H240V105H242ZM249 105H248V104ZM251 103V104H250ZM17 104V105H16ZM40 104V105H39ZM63 104V105H62ZM140 104H141V106L143 107L144 106V111H143V113L142 114H137L138 113V108L139 107H141L140 106ZM164 104V105H163ZM169 104H170V106H169ZM257 104V105H256ZM72 105V106H71ZM155 105V106H154ZM159 107V108H157V106ZM162 105V106H161ZM184 105V106H183ZM45 106V107H44ZM61 106H62V108H61ZM132 108H131V107ZM134 106H135V108H134ZM150 106H152V107H150ZM165 107L164 108V110L166 109L168 112H166V111H162V108L161 107ZM182 107V108H179V107ZM17 107V108H16ZM21 107H22V109H23V111H22V109H21ZM25 107V108H24ZM39 108V107H42L41 108V110H40V112H38L36 115H30V113H27L28 111L27 110H30V108ZM52 107H53V109H52ZM138 107V108H137ZM173 107V108H172ZM29 108V109H28ZM44 108V109H43ZM51 110H50V109ZM65 108V109H64ZM157 108V110H155V109ZM170 108V109H169ZM255 108H256V110H255ZM4 109V110H3ZM26 111H25V110ZM40 109V108H39ZM48 111H47V110ZM57 109V110H56ZM152 109V110H151ZM161 110V112H164V113H166V116H165V114L163 113V115L165 116H163L162 115V117H161V115L160 114H162L161 112L160 113H158L159 112V110ZM181 109V110H180ZM185 109H186V111H185ZM190 109V110H191ZM261 109H263V110H261ZM15 110V111H16ZM80 110H83V111H80ZM129 110V111H128ZM134 110V111H133ZM154 110V112H152ZM1 111H4V112H1ZM16 111V112H17ZM43 111V112H42ZM46 111H47V113H46ZM57 111H58V113H57ZM127 111V112H126ZM135 111H136V113H135ZM157 111V113H155ZM183 111H185L184 113H183ZM210 111V112H209ZM214 113H213V112ZM257 111V112H256ZM261 111H262V114H261ZM8 112V113H7ZM59 112H60V114H59ZM77 112H79V114L77 113ZM170 112V113H169ZM182 112V113H181ZM170 115H168V114ZM45 114V115H44ZM74 114V115H73ZM77 114H78V116H77ZM81 114V115H80ZM135 114V115H134ZM159 114V115H158ZM210 114H211V116H210ZM261 114V115H260ZM62 116V117H59L60 119H62V122L60 121V119L58 118V116ZM75 115H76V117L77 118H75ZM79 115L81 116V117H79ZM132 115H134L135 117L133 118L132 117ZM136 115H137V117H136ZM205 115V116H204ZM259 115V116H258ZM33 116V117H32ZM130 116V117H129ZM142 116H143V118H142ZM17 117H18V119H17ZM55 117V118H54ZM105 119H104V118ZM150 117H152V118H150ZM158 117V118H157ZM169 117V119H167ZM174 117H176V119L174 118ZM260 117V118H259ZM15 118V119H14ZM43 118H44V120H43ZM64 118V119H63ZM130 118V119H129ZM131 118H133V120H134V122H133V120L131 119ZM139 118H141V120L139 119ZM202 118V119H201ZM209 118V119H208ZM57 121H56V120ZM128 119V120H127ZM151 119V120H150ZM158 121H157V120ZM162 119V120H161ZM165 119V120H164ZM172 119V120H171ZM256 119V120H255ZM41 120V121H40ZM45 120H46V122H45ZM67 122H66V121ZM100 120H102V121H100ZM106 120V115L104 116V115H102V116H99L98 117V122L96 123V125H94L92 128H91V130H89V131H87L86 132V138L88 139L89 137H91V136H93L94 134L96 135V132H97V130L99 129V127L100 126H98V125H101V123L102 122H104ZM130 120V121H129ZM132 120V121H131ZM148 120V121H147ZM150 120V121H149ZM153 120V121H152ZM177 122H176V121ZM202 120H204V121H202ZM206 120V121H205ZM211 120V121H210ZM255 120V121H254ZM42 121H44L45 122V124L47 125V126H45V125H43V126H45V127H41L42 129H41V131H42V134L40 133L41 131H39L38 133H37V131L36 132H34V133H30V134H28V132H26V131H24V129L22 128V127H24V125H29L30 123H34V122H37V123H39V122H42ZM138 121L140 122V123H138ZM166 121V122H165ZM173 121V122H172ZM207 121H209V122H207ZM254 121V122H253ZM73 122H75V124H73ZM100 122V123H99ZM131 122V123H130ZM147 122H149V124L147 123ZM152 122H153V125H152ZM156 122V124H154ZM158 122H159V125L162 127L161 129H158V127L156 128V127H154V125H158ZM205 122V123H204ZM206 122H207V124H206ZM256 122V123H255ZM7 123H8V125H7ZM13 123V124H12ZM18 123V124H17ZM67 123H68V125H69V127H68V125H67ZM99 123V124H98ZM150 123H151V125L153 126H149L150 125ZM202 123L204 124V125H202ZM13 126H12V125ZM64 124V125H63ZM196 124H199L198 122H196ZM20 127H19V126ZM49 125V126H48ZM134 125V124H133ZM163 125V126H162ZM168 125H169V127H170V129H169V127H168ZM202 125V126H201ZM2 126V127H1ZM5 126V127H4ZM64 126V127H63ZM117 126V127H118ZM165 126V128H163ZM74 127V128H75ZM98 127V128H97ZM22 128V129H21ZM65 128V129H64ZM94 128V130H96V128H97V130L96 131H94V130H92ZM167 128V130H165ZM201 128V129H202ZM153 129H154V131H153ZM156 129H158L157 131H156ZM44 130V131H43ZM159 130H160V132H159ZM166 131L165 133L164 132H162V131ZM216 132H214V131ZM229 130V131H228ZM239 130H241V129H236V130H234V129H225L224 131H226V132H224V131H222L221 130V133H222V138H223V141H222V138L220 139V140H218L217 142H216V140L214 139V138H212L211 139V141H212V143H213V145H215V147L216 148H218L217 149V151H219V154H218V158H217V160H218V162H219V164H220V162H221V166L222 167H224L227 171L229 170V172H234L236 169V165L232 162L233 161V156H232V154L234 153V150H235V147H237L238 146V144L240 143V141L237 139L238 137L236 136V132H238ZM91 131V132H90ZM155 131H156V133H155ZM63 132H65V133H63ZM69 132V131H68ZM215 133V134H213V133ZM220 132V131H219ZM27 133V134H26ZM89 133H91V134H89ZM34 134V135H33ZM45 135L46 134V140H47V143H46V147L45 146H43L42 147V149H39L37 146L38 145H36L35 144V139H36V137L38 136V135ZM62 134V135H61ZM37 135V136H36ZM61 135V136H60ZM65 135V136H64ZM88 135H89V137H88ZM91 135V136H90ZM94 135V136H95ZM226 135V136H225ZM148 136V137H149ZM224 136V137H223ZM61 137H63V138H61ZM212 137V136H211ZM237 137V138H236ZM162 138V137H161ZM226 138V139H225ZM20 140V141H19ZM21 140H22V142H21ZM49 140V141H48ZM62 140V141H61ZM64 140V141H63ZM163 140V139H162ZM225 140V141H224ZM26 143H25V142ZM223 142V144L221 145V143L220 142ZM27 142H28V144H27ZM61 142V143H60ZM63 142V143H62ZM215 142V143H214ZM225 142V143H224ZM24 143L25 144H27L28 146H24ZM50 143V144H49ZM53 145H52V144ZM217 143V144H216ZM218 143H219V145L221 146H219L218 145ZM3 144V145H2ZM20 144H23V145H21V147H20ZM49 144V145H48ZM60 144H62L63 146H64V148H62L63 146L62 145H60ZM236 144H237V146H236ZM2 145V146H1ZM31 145H34V146H32V147H29V146H31ZM52 146V149L53 150H51V146ZM4 146V147H3ZM54 146V147H53ZM56 146V147H55ZM226 146H227V148H226ZM230 146H231V148H233V151H232V149L230 148ZM22 147L24 148V151L25 152H23V149H22ZM27 147H29L30 148V150H28V148ZM48 147V148H47ZM50 147V148H49ZM60 147V148H59ZM127 147V145H124V146H122V148L124 149V148H126ZM223 147V148H222ZM25 148L28 150H25ZM32 148V149H31ZM41 148V147H40ZM44 148H47V150L48 151H46V149H44ZM58 148H59V150L60 149H62L61 150V152H58L59 150H58ZM65 148H66V150H65ZM13 149V150H12ZM223 149H225L224 151H226V152H224L223 151ZM22 150V151H21ZM41 150H43L44 152L42 153V151ZM54 150H56V151H54ZM222 150V151H221ZM228 151H232V153L230 154V157H229V153L230 152H228ZM19 152H20V154L22 155H20L19 154ZM63 152H64V154H63ZM18 153V154H17ZM34 153V154H33ZM49 153V154H50ZM220 153H223L222 154V157H225L226 156V158H224V160H223V158L220 156ZM38 154V155H37ZM44 154V155H43ZM50 154V155H51ZM226 154V155H225ZM49 155V156H50ZM62 155V156H61ZM64 155V156H63ZM225 155V156H224ZM14 156H15V158H14ZM48 156V157H49ZM57 156V157H56ZM18 157V158H17ZM59 157H61V158H59ZM221 157V158H220ZM227 157L229 158V159H227ZM231 157H232V159H231ZM17 158V159H16ZM19 159V160H18ZM62 159V160H61ZM231 160V161H230ZM13 161V162H12ZM19 161V162H18ZM148 161V162H147ZM146 162H147V164L145 165L144 164V167H145V170L148 172H151L154 168L152 167V165H153V163L155 164V162H153L152 160H150V162H149V160H147ZM151 161L153 162V163H151ZM3 164H2V163ZM6 162L8 163V164H6ZM18 162V163H17ZM31 161L29 160L28 162H27V164L29 165H26V167H25V169H24V172L27 174L28 173V170H29V175H31V173L33 174V172H35V171H38L39 169H37V168H39V166H37L38 164H36V163H34V164H32L31 165V163H30ZM94 162H96V161H94ZM92 163V161H90V163H89V165L91 166V169L92 168H94V164L95 163ZM222 162H224V163H222ZM16 163V164H15ZM230 163V164H229ZM225 164H227V165H225ZM233 164V165H232ZM10 167L11 166V168H9L8 166ZM13 165V166H12ZM15 166V167H14ZM31 166V167H30ZM51 166V167H50ZM151 166V167H150ZM14 167V168H13ZM17 167V168H16ZM34 167H35V170H34ZM229 167V168H228ZM233 167V168H232ZM235 167V168H234ZM13 168V169H12ZM28 168V170H27V172H26V169ZM31 168V169H30ZM117 168V169H116ZM153 168V169H152ZM37 169V170H36ZM43 169V167L41 166V171H43L44 170ZM95 169V168H94ZM114 169L116 170L115 171V173L114 174H112L113 173V171H114ZM149 169V170H148ZM151 169V170H150ZM233 169H235V170H233ZM40 170H39V173H40ZM113 171H110L108 174H109V176H108V174L105 176V178H103V180H102V182H101V180H98L97 182H96V184L97 185H94V187L92 188V189H94L93 190V192L94 193H96V194H100L101 193V191H102V189H103V185H104V183L107 181V179H110V180H108V181H117V182H115V185H117L119 188H122V190L120 189V191H121V193L123 194V193H125V195H126V198L127 199H129L128 201L129 202H127V204H126V206L124 207H119V209L118 208H116L117 207V205L116 204H110V202L107 200V201H104V202H102V204H98V202H91V204L89 203L87 206H86V208L87 209H85L84 210V208H80V206H82L81 205V203L77 200V202H76V200H75V195H73L74 197H71V204H70V206L71 207H69V211H66V210H64V212L66 213V212H68V213H72V212H70L71 210L73 211V213H75V211H76V213H77V218H78V220H82V221H84L85 219H87V216H88V214L86 213L87 211L86 210H88L89 208L90 209H92L93 207L95 208V206L94 205H96V204H98L97 205V208H93L96 212H97V210L99 211V212H101L99 215H97V219H98V222L99 223H95V222H97V219L95 220V221H93V222H90L89 220H85V222H86V224L88 223L89 224V222H90V224L92 223V225L93 224H95V225H99V224H101V225H99V226H101L102 228H104V232H106V229H107V231H108V229L110 230V229H112V232H115L114 234H118L121 230H123V231H135V232H137V231H140L141 229H142V227L144 226V225H146L147 223H149L153 218H154V216H152V215H155V213H156V210H157V208H156V204H154L153 203V199H154V196H155V191H150V192H148L147 190V192L145 193V192H143L145 189H146V186H147V175L144 177V174L142 175L143 177H141V179H143L144 181H141V182H143V183H139L138 184V186L136 187V189L134 188H131V185H130V182H126V183H124V184H120V183H118L119 182V180H120V178L122 177V175H123V170H121V168H119V166L118 167H114L113 169H112ZM232 170V171H231ZM120 171H121V173H120ZM14 172V173H13ZM16 172V173H15ZM44 172V171H43ZM45 172V173H46ZM110 173L113 175V179H112V175H110ZM1 174V173H0ZM46 175H48L47 173L44 175L45 177H46ZM43 176V178H45ZM88 176V175H87ZM84 177L86 180L87 179H89L88 177ZM118 176V177H117ZM121 176V177H120ZM6 177L7 176H5V175H3L2 174V176H1V179H0V182L2 183V181L5 183L6 182ZM102 177H104V176H102ZM3 178H5V179H3ZM47 178V177H46ZM76 178V177H75ZM75 178L73 179V180H75ZM81 179V178H80ZM83 179V178H82ZM112 179V180H111ZM5 180V181H4ZM34 180L36 181H38V179L37 178H34ZM33 180V183H34V186L32 185L33 183L32 182H29V184H27L26 185V188L24 189L25 191H26V194L28 195L27 197H25L24 195V197L23 198H20V193H18L17 195L18 196H16V200H14L15 198H13V200L12 201H14V202H12L10 199H8V196H7V194H6V190H8L9 188H8V184H6L5 183V185H7L6 187L4 186V184H2V186H3V189H5V191L3 190L2 192L5 194H2V196L0 195V236H2V235H6V236H8V237H11V239L13 240V238L15 239L14 241H18L19 240V242H23V243H27L26 245H32V244H35V245H37L38 243H39V241L41 240V242L42 241H47V240H49V239H46L47 237H45L46 235L48 236V237H50V239L52 238V237H55L54 235H55V233H56V237H59V234L61 235V234H63L62 236H60L59 237V241H62V242H64V239H62V238H64L65 237V239H67L68 241H70V240H72V238L74 237V240H76V237H79V238H77V240H79L80 238H82V236L79 234L80 232L77 230V228L74 226V223L73 222H71L70 224H66V222H67V220H68V218H71V216H72V219H73V217L75 216V214H64V212L62 213L61 211L60 212H58V213H56V218L59 220V219H63L62 220V222H63V224H62V222H61V220H59V222H60V224H62L63 226H62V228L60 227V228H55V230L54 229H50V230H47L48 232H47V234H45V235H43L45 238H44V240H43V236H40V238H38L39 236H38V234H36L35 236H34V232H33V234H32V231H34V228H32L33 226H35V224L34 223H37V221L39 220L38 218L41 216V212H42V209L44 208V207H46V208H49L50 206H53L54 204H53V201H54V203L58 200L59 201V199L60 198H62V197H64L65 196V193H67L66 195H68V194H70V192L68 193V189L66 188V185H67V187H68V182L69 181H67V183H64V182H66L65 180H63V179H61V181H59V183L57 184V185H54L52 188H54L53 190H52V188L50 189V190H48V191H51V192H49L50 193V195H49V193L48 192H46L48 195H46L45 193H44V195H42L43 193H41L40 191H39V189H38V191L36 190V188H35V186H36V182ZM104 180H105V182H104ZM7 181H8V177H7ZM63 181V182H62ZM78 181V184H79V182L81 181V182H83L82 183V187H80V184H81V182H80V184H79V187L80 188H85V189H83V191H85V190H87V188H89V180H87V182L86 181H82V180H78V178H77V180H76V182ZM246 181V182H245ZM243 182V186H245V189L247 190V192H248V197H249V199L251 200V201H253L254 199H255V197H256V193H255V190H254V186H253V183L251 182H247V180H244V181H242ZM102 183V184H101ZM116 183H118V184H116ZM147 183V184H146ZM87 184V185H86ZM127 184V185H126ZM85 185V186H84ZM143 185V186H142ZM144 185H145V187H144ZM29 186H31V188L29 187ZM88 186V187H87ZM142 186V187H141ZM10 187V186H9ZM28 187V188H27ZM33 187H34V189H33ZM141 187V188H140ZM30 188V189H29ZM80 188H79V191H80ZM128 188V189H127ZM130 188L132 189V191H129L130 190ZM32 189V190H31ZM34 190H36V193L38 192V195L37 194H35V191ZM66 190V191H65ZM127 190V191H126ZM133 190H135V192L133 191ZM11 191V195H13V193L15 194L17 191H13V189H11V187H10V189L8 190V192H10ZM12 191H13V193H12ZM29 191V192H28ZM31 191V192H30ZM33 192H34V197L32 196V194H33ZM39 192H40V194H39ZM82 192V191H81ZM128 192V193H127ZM31 194V195H30ZM54 194V195H53ZM58 194V195H57ZM121 194V195H122ZM130 194V195H129ZM153 194V195H152ZM40 195V196H39ZM64 195V196H63ZM124 195V194H123ZM124 195V196H125ZM5 196V197H4ZM6 196H7V198H6ZM31 197L32 198V200L29 198L28 200H26L28 197ZM55 196V197H54ZM18 197V198H17ZM8 199V200H7ZM19 199V200H18ZM22 199V200H21ZM55 199V200H54ZM9 200H10V202H11V204L13 203V205H14V203L16 202V201H18L17 202V204L15 203V206H11V205H9ZM76 202H74V201ZM131 200V201H130ZM20 201H23V203L22 202H20ZM27 201V202H26ZM60 201H61V199H60ZM29 202V203H28ZM18 203H19V205H18ZM94 205H93V204ZM129 203V204H128ZM49 204H53V205H49ZM110 204V205H109ZM91 205V206H90ZM115 205H116V207H115ZM154 205V206H153ZM41 206V207H40ZM42 206H44V207H42ZM49 206V207H48ZM119 206V205H118ZM36 207H37V209H36ZM40 207V209H41V211L38 209ZM89 207V208H88ZM92 207V208H91ZM100 207V208H99ZM114 207V208H113ZM155 207V208H154ZM25 208V209H24ZM71 208V209H70ZM74 208V209H73ZM76 208V209H75ZM80 208V209H79ZM27 209H29V210H27ZM34 209V210H33ZM36 209V210H35ZM97 209V210H96ZM103 209V210H102ZM25 210L27 211L26 213L27 214H23L24 212H25ZM81 210V211H80ZM93 210V211H94ZM110 212H109V211ZM22 211V212H21ZM29 211V212H28ZM89 211V210H88ZM94 211V212H95ZM153 211V212H152ZM40 212V213H39ZM98 212V213H99ZM103 212V213H102ZM108 212V213H107ZM20 213H22L23 214V216H22V214H20ZM29 213V214H28ZM38 213V214H37ZM62 213V215H59V214H61ZM110 213V214H109ZM139 213H142L141 215L139 214ZM22 216V219H21V216ZM40 214V215H39ZM64 214V215H63ZM37 215V216H36ZM39 215V216H38ZM59 215V216H58ZM66 215V216H65ZM74 215V216H73ZM79 215V216H78ZM107 215V216H106ZM108 215H109V217H108ZM76 216H75V218H76ZM83 218H82V217ZM100 217V219H99V217ZM110 216H112V217H110ZM152 216V217H151ZM38 217V218H37ZM67 218V219H66ZM85 218V219H84ZM150 218H151V220H150ZM38 219V220H37ZM84 219V220H83ZM36 221V222H35ZM149 221V222H148ZM72 224V225H71ZM89 224V225H90ZM66 227H65V226ZM70 225V226H69ZM87 226L86 228L87 229H89L90 228V226ZM104 227H103V226ZM67 226H69L68 227V229H67ZM73 226V227H72ZM36 227V226H35ZM65 227V228H64ZM89 227V228H88ZM105 227H107L106 229H105ZM59 229H60V231H62L61 233H58L59 232ZM67 229V230H66ZM72 230V232H71V230ZM31 230V231H30ZM57 230H58V232H57ZM64 230H66L67 231V233H66V231L64 232ZM70 230V231H69ZM74 230V231H73ZM113 230H115V231H113ZM78 231V232H77ZM119 231V232H118ZM31 234H29V233ZM54 234H53V233ZM75 232V233H74ZM4 233V234H3ZM49 233V234H48ZM68 233H70L69 235H68ZM77 233V234H76ZM65 234H67L66 236H65ZM71 234H72V237L71 238H69L70 236H71ZM75 234V235H74ZM33 235V236H32ZM30 236V238H28V237ZM52 236V237H51ZM64 236V237H63ZM69 236V237H68ZM36 237V238H35ZM69 238V239H68ZM102 238V240H106L105 238H103V237H101ZM40 239V240H39ZM46 239V240H45ZM25 240V241H24ZM28 240V241H27ZM30 240H32V241H30ZM36 241V242H35ZM35 242V243H34ZM62 242H60V243H62ZM29 243V244H28ZM30 243H32V244H30ZM44 250H42V252H43ZM74 254V253H73ZM73 254H71V257L72 256H74ZM76 256V257H75ZM75 256L74 257H72V258H70V259H74V262H77V260L80 258V255L79 254H76L75 253ZM77 257H78V259H77ZM31 259L32 258H30V260L29 261H27V263L28 262H32L31 264H36V263H38L39 264V262H34L35 260H32L31 261ZM77 259V260H76ZM73 261V260H72ZM28 264H30V263H28Z\"/></svg>", "mask_w": 264, "mask_h": 264}]
</instances>
